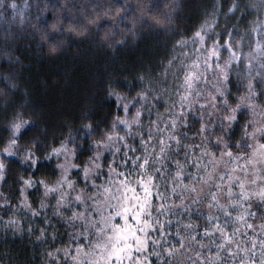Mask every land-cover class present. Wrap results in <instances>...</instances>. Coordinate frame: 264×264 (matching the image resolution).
Wrapping results in <instances>:
<instances>
[{"label":"snow or ice","instance_id":"snow-or-ice-1","mask_svg":"<svg viewBox=\"0 0 264 264\" xmlns=\"http://www.w3.org/2000/svg\"><path fill=\"white\" fill-rule=\"evenodd\" d=\"M0 7L11 9L12 19L18 15L22 17L15 0L8 4L0 0ZM213 7V13L192 35L193 43L199 48L194 49L196 58L183 65L181 87L184 92L180 95L179 116L169 118L162 130L164 135L155 137L156 145L150 143L154 139L151 134L147 140L141 135L142 151L137 155L136 148L127 142L133 124L141 123V109L143 103L148 102V92L141 90L136 93L132 98L136 102L132 112V101L112 89L109 96L116 98L125 115L116 116L108 129L100 133V138L92 141L94 150L86 162H74L77 150L69 147V138L60 141L58 146L50 147L46 159L53 156L64 158L57 165L60 175L54 184L46 180L36 182L43 185L45 196L59 194L55 212L73 224L75 235L68 245L55 247L47 253L49 264H61V258L64 264H264V0H247V3L231 0L225 15L233 14L237 24L233 25L234 30L225 28L223 34L216 31L219 24L216 6ZM236 13L240 15L237 17ZM253 13L260 15L249 20L248 16ZM241 24L247 27H240ZM176 43L183 46L187 41L180 39ZM52 51H55V46ZM168 64L171 65L172 61L169 60ZM233 72L237 77L236 93L230 88ZM201 81L210 84L211 89H199L197 85ZM9 87L14 89L17 85L10 82ZM193 93L199 98L197 103L204 101L200 105L201 120L196 130L201 144L183 143L177 135V122H185L181 119L184 106L191 108ZM213 116L225 131L243 117L242 135L234 141L237 151H233L222 135L215 136L216 144L222 147L212 150L205 132L215 126L211 119ZM119 125L128 130L123 136L117 131ZM83 126L89 130V135L96 132L91 123ZM36 130L35 119H25L23 112H14L5 129L8 135L0 141V181L5 180L9 168L5 157H19L20 163L30 167L38 164L36 152L42 148L47 150V146L35 134ZM119 144L133 155L129 156L125 151L123 158L117 160L116 154L122 151L117 146ZM181 147L187 149L183 163L167 155L169 151L179 153ZM197 149L199 155H195ZM105 151L112 152L113 159L107 162V173L103 174L101 157ZM166 160H171L174 170L156 167L157 164L164 165ZM188 167L195 171L187 172ZM73 169L82 171L84 180L92 185L91 192L77 188L76 182L70 178ZM102 174V182L97 183ZM20 179L24 188L33 186L31 177L21 176ZM170 181L173 206L157 202V198L162 201L168 199L165 192L169 191ZM177 189H180L179 193ZM20 194L23 197L21 204L31 208L23 189ZM70 196L80 208L72 207ZM177 198L179 203L175 204ZM4 202L7 203L6 200ZM193 206H196L198 217H203V225L199 218L193 219ZM40 207H45L43 201ZM62 208H68L71 214L65 217ZM203 208L208 210L206 215ZM176 209L189 213L188 222L178 223L175 232L178 239L169 242L164 237L169 232L167 226L171 221L166 223L160 217L175 214ZM32 211L35 214L36 210ZM217 212L222 213L223 222ZM250 219H258L259 223L250 222ZM76 221L81 222L78 229L74 226ZM10 223L14 221L10 220ZM200 228H203L202 236L207 238V242L197 238L201 235L197 231ZM257 228L259 236L256 235ZM248 230L252 235H248ZM44 232V229L40 230L38 239L44 236ZM52 239L55 241V233ZM213 246L215 252L212 251ZM257 250L258 259L255 256Z\"/></svg>","mask_w":264,"mask_h":264},{"label":"trees","instance_id":"trees-1","mask_svg":"<svg viewBox=\"0 0 264 264\" xmlns=\"http://www.w3.org/2000/svg\"><path fill=\"white\" fill-rule=\"evenodd\" d=\"M9 2L10 0H5V4ZM15 2L22 12V17L18 15L12 19L11 9L0 7V17H3L0 18V141L8 135L5 129L14 112L20 111L24 113L25 119L37 121L35 134L44 142L47 150L42 148L36 152L39 162L35 167L20 163L19 157H5L9 168L5 180L0 185V264H49L47 253L55 247L68 245L75 235L73 224L55 212L59 194L45 196L43 185L36 182L46 180L55 183L57 165L63 156L46 159L50 147L58 146L60 141L69 138V147H75L77 150L74 162H86L94 150L92 141L100 138V133L108 129L116 116L125 115L116 98L109 96L112 89L126 95L128 101H132L138 91L148 92V102H144L141 109V123L133 124L127 142L136 148L137 155L142 151L141 135L147 140L151 134L154 139L150 143L156 145L155 137L164 135L162 130L168 124L169 118H175L180 113L179 92L184 91L179 88L178 83L182 80L178 75L181 70L177 71L176 65H182L180 68L183 70V64L191 63L188 60L183 61L184 57L187 58L191 52L196 54L194 49L199 48V45L192 41L193 32L213 13L214 5L219 24L217 32L223 34L225 28L234 30L233 25L237 24V20L231 13L225 15L231 0ZM243 2L247 3V0ZM157 4L160 6L155 7ZM235 15L238 17L240 14ZM256 15L260 14L253 13L248 19H254ZM240 27L247 25L241 24ZM180 39L186 40L187 43L183 46L177 44L176 41ZM210 43L211 39L208 40V44ZM53 46L55 51H52ZM169 60L172 61L171 65L168 64ZM231 79V91L236 93L235 72L232 73ZM10 82L15 83L17 87L10 88ZM198 88L211 89V85L201 81ZM166 96L168 102L163 100ZM190 99L193 100L192 106L189 108L185 104L184 116L181 117L185 122H177V135L183 143L201 144L196 130L201 120L200 105L204 101L197 103L199 98L195 97V93ZM135 103H130L132 112L135 111ZM205 117L207 123L206 113ZM128 118L131 119V116ZM211 119L215 121V126L209 127L205 135L208 136V144L212 150L217 151L222 147L215 141L216 135H222L233 151H237L234 141L242 135L243 117L226 131L222 130L215 116ZM86 123L93 124L96 129L94 134L89 135V130L83 126ZM158 129L161 131L158 132ZM117 131L123 136L128 130L119 125ZM117 146L122 149L116 154L117 160L123 158L125 151L129 156L133 155L123 144ZM171 146L175 149L174 142ZM185 151L187 149L181 147L179 153L169 151L167 155L183 163ZM199 154L197 149L195 155ZM112 159V152L103 153V174L107 173V162ZM188 163L190 165L191 161ZM156 167L171 171L175 165L171 160H166L164 165L157 164ZM186 171L194 172L195 169L188 167ZM103 174L97 179V183L102 182ZM21 176L31 177L33 186L24 188ZM171 186L170 181L169 191L165 192L168 199L162 201L157 198L158 203L164 202L173 206ZM22 189L31 208L21 204ZM163 190L162 185L161 191ZM87 191H92L91 184ZM179 191L180 189H177V193ZM41 201L45 204L44 208L40 207ZM178 203L177 198L175 204ZM72 207L81 206L72 199ZM32 209L36 210L35 214ZM61 210L64 211L65 217L71 214L68 208ZM202 211L206 215L208 210L203 208ZM216 214L221 215L223 222L225 218L222 213ZM188 216L189 213L184 209H176L175 214L161 216L162 221H171L167 226L169 232L164 238L169 242L177 240V225L188 222ZM192 217L199 218L203 225V217H198L196 206L192 207ZM10 220L14 223H10ZM250 222L254 220L250 219ZM256 222L259 223V220ZM80 223L76 221L75 228L78 229ZM41 229L45 230L44 236L38 239ZM197 231L201 233L197 238L207 242V238L202 236L203 228ZM181 232L183 234L182 227ZM53 233L56 234L55 241L52 239ZM259 234L257 228L256 235ZM248 235H252L251 230H248ZM203 251L207 252V249ZM212 251L215 252L214 246ZM255 256L259 258L258 250ZM61 264H64L63 258Z\"/></svg>","mask_w":264,"mask_h":264},{"label":"rangeland","instance_id":"rangeland-1","mask_svg":"<svg viewBox=\"0 0 264 264\" xmlns=\"http://www.w3.org/2000/svg\"><path fill=\"white\" fill-rule=\"evenodd\" d=\"M211 44V43H210ZM209 44V45H210ZM196 53V52H195ZM193 57V59H195L196 58V54H193L192 52L191 53H189V56H187V58L186 57H184V59H183V61L185 60H188V61H191V58ZM184 65V64H183ZM176 66H178V68H177V71H178V69H180L181 70V72H180V74L178 75L179 76V78L182 80V82H180V83H178L179 84V88H181V89H183L182 87H181V85H182V83H183V79H182V77H183V70L180 68L182 65H176ZM183 68V67H182ZM197 87H198V85H197ZM183 91H184V89H183ZM181 94H183V93H181V92H179V95H181ZM163 100H164V102H168V96H166V97H163ZM167 112V111H166ZM63 159L64 158H62L61 160H60V162L59 163H61V162H63ZM58 163V164H59ZM59 175H60V169L58 168V174H57V177L55 178V180L54 181H56V179L59 177ZM70 178L73 180V181H75L76 182V185H77V188H86V191L88 190V188H89V186H90V182H88V181H85L84 180V178H83V175H82V171L80 170V169H73V170H71V172H70ZM1 182L2 181H0V185H1ZM71 198H72V196H70ZM253 211L255 210V208H253L252 209ZM254 220V222L256 223V224H258L257 222H256V220H258V219H253Z\"/></svg>","mask_w":264,"mask_h":264}]
</instances>
